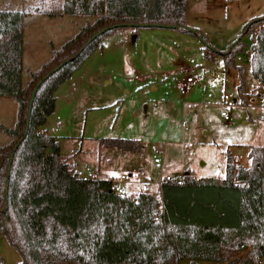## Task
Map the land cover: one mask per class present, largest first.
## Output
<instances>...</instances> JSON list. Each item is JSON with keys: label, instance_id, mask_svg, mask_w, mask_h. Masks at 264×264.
Wrapping results in <instances>:
<instances>
[{"label": "trees", "instance_id": "1", "mask_svg": "<svg viewBox=\"0 0 264 264\" xmlns=\"http://www.w3.org/2000/svg\"><path fill=\"white\" fill-rule=\"evenodd\" d=\"M105 5V0H63L65 13L92 21L51 48L50 58L30 71L27 80L22 56L28 13L0 9V96L17 104L14 125L0 124L10 138L0 145V234L19 254V264H180L183 259L264 264L263 146H248V167L226 149L222 179L169 178L160 184V198L147 191L132 197L120 195L108 178L81 177L63 159L55 137L39 129L54 112L57 88L82 66L104 34L119 27L171 26L196 36L204 44L206 61L218 55L225 67L237 69L238 95L243 93L244 67L235 65L234 58L247 45L238 40L227 52L218 51L201 30L187 24V0H136L114 11ZM244 35L252 39L245 51L264 94V14L244 24ZM99 147L144 151L139 140L124 138H102Z\"/></svg>", "mask_w": 264, "mask_h": 264}, {"label": "rangeland", "instance_id": "2", "mask_svg": "<svg viewBox=\"0 0 264 264\" xmlns=\"http://www.w3.org/2000/svg\"><path fill=\"white\" fill-rule=\"evenodd\" d=\"M62 1H23L30 4L23 6L28 13L23 27L24 80L50 58L51 48L92 21L65 13ZM134 1L105 0V6L107 11L122 10ZM5 2L20 5L22 0H0V5ZM263 14L264 0H187L186 22L201 30L218 51L227 52L238 40L246 48L251 45L250 35L242 36L243 26ZM203 47L199 38L177 29L111 30L54 92V112L39 129L55 137L63 159L81 177L108 178L117 192L120 188L132 197L147 191L160 198V184L169 178L222 179L226 149L240 166L248 167V146L264 147L263 91L251 75L250 54L246 48L235 54L245 81L237 99V69L225 67L218 55L206 61ZM226 101L231 106L224 109ZM16 108L12 97L0 96L1 125H14ZM224 110L228 120L221 114ZM102 138L139 140L144 151L125 155L99 147ZM9 140L0 130V145ZM124 167L133 168L128 176L120 174ZM0 258L3 264L20 261L2 234ZM180 264L211 263L183 259Z\"/></svg>", "mask_w": 264, "mask_h": 264}, {"label": "crops", "instance_id": "3", "mask_svg": "<svg viewBox=\"0 0 264 264\" xmlns=\"http://www.w3.org/2000/svg\"><path fill=\"white\" fill-rule=\"evenodd\" d=\"M24 0H22V2L20 3V5H9L8 2H5L3 5H0V9H9V10H24V9H27V8H23V6L26 4V5H30L29 2L25 3L23 2ZM2 6V7H1ZM210 62V61H209ZM190 79V78H189ZM238 86V85H237ZM236 86V87H237ZM262 102H264V94H262ZM239 98V95L237 93V99ZM254 100V98L252 99V101ZM236 101V99H235ZM247 104V103H246ZM264 105V104H263ZM222 114V113H221ZM236 145V144H235ZM241 145V144H240ZM242 146V145H241ZM117 150V149H116ZM121 153H124L125 155L127 153H131V152H124V151H120V150H117ZM247 152H248V148H247ZM135 154V153H134ZM138 154H142V153H138ZM129 170H133V168H129V167H124L121 171H120V174L121 176H124L125 174L128 176L129 175ZM188 173V172H186ZM126 177V176H125ZM84 178H87L84 176ZM91 178H97V175L94 174ZM111 178V177H110ZM125 179H122V181L120 180V184L122 185L124 183ZM137 183V180H134L133 181V184H136ZM140 192V191H139ZM222 264H227V263H222Z\"/></svg>", "mask_w": 264, "mask_h": 264}, {"label": "water", "instance_id": "4", "mask_svg": "<svg viewBox=\"0 0 264 264\" xmlns=\"http://www.w3.org/2000/svg\"><path fill=\"white\" fill-rule=\"evenodd\" d=\"M157 26V25H153V24H144V26ZM174 27H176V26H174ZM161 28H165V27H161ZM166 28H171V26H167ZM108 28H106L105 30H107ZM104 29L103 30H100L98 33H96L94 36H92L88 41H87V43H86V45L87 44H89L91 41H93L95 38H97V37H99L104 31H105ZM63 65V63H61V64H59L56 68H54L52 71H56L58 68H60L61 66ZM41 82V81H40ZM39 82V83H40ZM36 90H37V87L36 88H34V90H33V92H32V94H31V98H30V101H29V111L31 110V108H32V104H33V101H34V97H35V93H36Z\"/></svg>", "mask_w": 264, "mask_h": 264}, {"label": "built area", "instance_id": "5", "mask_svg": "<svg viewBox=\"0 0 264 264\" xmlns=\"http://www.w3.org/2000/svg\"><path fill=\"white\" fill-rule=\"evenodd\" d=\"M223 108L224 109H226V108H228V107H230L231 106V103L229 102V101H226V102H224L223 103ZM222 116L225 118V119H227L228 120V113L226 112V110H224V111H222ZM118 193L120 194V195H123V192H122V189H118Z\"/></svg>", "mask_w": 264, "mask_h": 264}]
</instances>
